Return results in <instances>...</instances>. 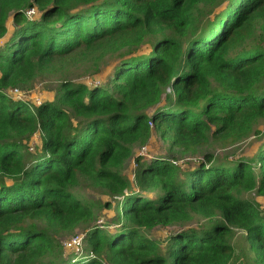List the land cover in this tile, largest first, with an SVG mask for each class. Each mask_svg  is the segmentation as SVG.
I'll list each match as a JSON object with an SVG mask.
<instances>
[{"label":"trees","instance_id":"trees-1","mask_svg":"<svg viewBox=\"0 0 264 264\" xmlns=\"http://www.w3.org/2000/svg\"><path fill=\"white\" fill-rule=\"evenodd\" d=\"M0 40V264H264V0H0ZM112 56L107 87L66 76ZM54 77L52 99L9 94ZM152 133L191 156L260 141L142 161L133 184ZM113 208L115 230L91 226L64 259L58 236ZM157 227L179 230L161 244Z\"/></svg>","mask_w":264,"mask_h":264},{"label":"rangeland","instance_id":"rangeland-1","mask_svg":"<svg viewBox=\"0 0 264 264\" xmlns=\"http://www.w3.org/2000/svg\"><path fill=\"white\" fill-rule=\"evenodd\" d=\"M144 49H149L148 46H145ZM118 61L117 56L107 57L105 58L102 63L100 64L99 71L96 74H92L91 72H84L83 68H77V67H71L68 71V74H66L68 79H71L75 82H80L87 84L88 86L91 85H102L104 87H107L110 78L112 76L113 68L116 62ZM57 83V77L49 78V79H37L33 82L32 88L23 95V99L26 101L31 102H38L41 99H52L53 97V91L55 90ZM155 108L149 109L147 111V114H152ZM257 129L264 132V122L260 123L257 126ZM260 138L255 136H250L246 141L238 144L235 147H228L225 149H221L219 146H209L208 148L204 150H200L195 154L194 156L186 155L180 152H168V144L164 143L155 133H152L150 139L144 146H139L134 149V156L131 158L130 161H128L124 167H123V173L130 179V181L134 184L135 181V174L139 170L140 165L142 164V161L149 162L151 158H168L170 160H174L175 164L178 167H194L199 161L203 160V153L204 152H211L214 153V155L217 158L225 157V156H232L233 154H245L247 156H250L254 153V148L259 144ZM38 144V145H36ZM35 146V148L39 146V138L38 136L33 140L32 147ZM32 153L35 152V150ZM173 156V157H172ZM141 159V161L137 162V159ZM172 158V159H171ZM76 193L79 195H82L86 198H88L91 201L96 202H107L109 201V197L105 195L103 192L94 190L92 188H89L88 186H85L84 184L80 185L79 188L75 189ZM150 197H153V194H146ZM263 200V199H261ZM114 205L116 204V201H113ZM116 212L113 209L110 210H97V215L91 224H83L76 228L75 230L64 233L58 236L57 241L61 245L62 253L64 256V259H67L68 256H70V253L72 251H69L65 248L64 243L70 240L71 238H74L76 236H80L82 238V245H83V239L85 232L91 227V226H102L104 225V230L114 231L115 230V217ZM197 223H204L205 221L200 219H195L193 222L190 223V226L194 227ZM179 230L177 227H170V228H161L157 227L150 231H143L146 236L149 238H152L161 244L165 242L167 236L175 231ZM233 242L236 246H243L247 247V244L245 242L244 234L241 231H235V236L233 239Z\"/></svg>","mask_w":264,"mask_h":264},{"label":"built area","instance_id":"built-area-1","mask_svg":"<svg viewBox=\"0 0 264 264\" xmlns=\"http://www.w3.org/2000/svg\"><path fill=\"white\" fill-rule=\"evenodd\" d=\"M28 17H32L35 15V10H29L27 12ZM3 45V41L0 40V48ZM9 94L12 96H16L17 98H22L23 99V93H21L18 89H13L9 91ZM36 103H39L36 102ZM32 150V148H30V151ZM173 164H175V162H173ZM64 246L67 250L69 251H73L75 253L77 252H81L82 249V238L80 236H76L74 238H71L70 240H68L67 242L64 243Z\"/></svg>","mask_w":264,"mask_h":264},{"label":"crops","instance_id":"crops-1","mask_svg":"<svg viewBox=\"0 0 264 264\" xmlns=\"http://www.w3.org/2000/svg\"><path fill=\"white\" fill-rule=\"evenodd\" d=\"M4 41V40H3Z\"/></svg>","mask_w":264,"mask_h":264}]
</instances>
